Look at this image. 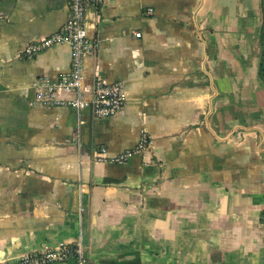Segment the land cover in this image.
I'll use <instances>...</instances> for the list:
<instances>
[{
    "label": "crops",
    "instance_id": "obj_1",
    "mask_svg": "<svg viewBox=\"0 0 264 264\" xmlns=\"http://www.w3.org/2000/svg\"><path fill=\"white\" fill-rule=\"evenodd\" d=\"M67 15L68 0L0 3V264L76 242L84 264H264V0L89 6L84 88L100 77L126 94L97 119L34 100L71 50L22 49ZM142 131L146 151L106 160Z\"/></svg>",
    "mask_w": 264,
    "mask_h": 264
},
{
    "label": "built area",
    "instance_id": "obj_2",
    "mask_svg": "<svg viewBox=\"0 0 264 264\" xmlns=\"http://www.w3.org/2000/svg\"><path fill=\"white\" fill-rule=\"evenodd\" d=\"M4 0H0V3ZM104 0H68V15L63 25L55 32L41 39L28 43L22 49V56L29 58L36 53L56 44H67L70 47V68L56 81L47 78L35 83V103L41 106H67L77 113L90 108L97 118L115 117L123 112L126 105V94L121 82L107 83L95 77L89 90L84 88V56L94 53L97 43L90 39L85 31V11L89 6L98 7ZM152 9H148V14ZM139 36L140 33H134ZM260 65L264 69V36L261 45ZM78 131H75L77 137ZM78 141V139H74ZM150 146V137L142 131L134 148L127 149L106 160L114 163H125L135 153H142ZM102 152L105 149H101ZM102 160L103 158H99ZM75 257L78 264L86 262L80 242L60 243L53 248L23 254L16 262L10 264H49L64 262ZM5 264V263H2Z\"/></svg>",
    "mask_w": 264,
    "mask_h": 264
},
{
    "label": "trees",
    "instance_id": "obj_3",
    "mask_svg": "<svg viewBox=\"0 0 264 264\" xmlns=\"http://www.w3.org/2000/svg\"><path fill=\"white\" fill-rule=\"evenodd\" d=\"M262 72L264 73V69L261 67Z\"/></svg>",
    "mask_w": 264,
    "mask_h": 264
}]
</instances>
